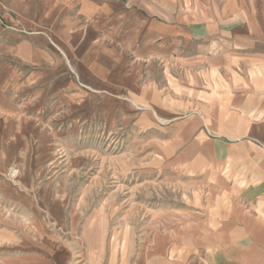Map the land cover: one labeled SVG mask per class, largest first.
<instances>
[{
    "label": "crops",
    "instance_id": "0c3cea01",
    "mask_svg": "<svg viewBox=\"0 0 264 264\" xmlns=\"http://www.w3.org/2000/svg\"><path fill=\"white\" fill-rule=\"evenodd\" d=\"M11 11L21 32L2 37L1 90L100 121L137 153L124 179L159 170L173 185L163 193L186 201L92 209L67 220L58 248L21 247L11 264H264V0H11Z\"/></svg>",
    "mask_w": 264,
    "mask_h": 264
},
{
    "label": "rangeland",
    "instance_id": "374dc122",
    "mask_svg": "<svg viewBox=\"0 0 264 264\" xmlns=\"http://www.w3.org/2000/svg\"><path fill=\"white\" fill-rule=\"evenodd\" d=\"M16 20L11 0H0V48L10 44L4 35L21 32ZM61 109L27 89L0 88V264H11L21 247L32 251L45 243L58 248L72 238L67 220L84 224L94 218L92 209L167 207L185 201L163 193L173 185L161 182L166 174L159 170L139 176L131 169L124 179L137 153L127 157L130 147L112 141L100 121L65 120ZM116 186L123 189L114 198ZM77 208L84 215L67 214Z\"/></svg>",
    "mask_w": 264,
    "mask_h": 264
}]
</instances>
